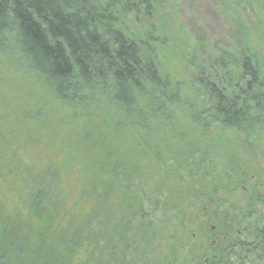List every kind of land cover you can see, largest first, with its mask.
Returning a JSON list of instances; mask_svg holds the SVG:
<instances>
[{
	"label": "trees",
	"instance_id": "16d2710c",
	"mask_svg": "<svg viewBox=\"0 0 264 264\" xmlns=\"http://www.w3.org/2000/svg\"><path fill=\"white\" fill-rule=\"evenodd\" d=\"M154 1L0 0V53H17L55 100L75 116L90 118L83 123L88 139L83 147L62 143L52 150L49 145L48 160H28L19 190L0 201V264H243L229 252L233 238L242 235L262 252L264 213L259 216L256 209L263 206V192L254 189L231 213L219 210L214 197L221 176L230 182L231 175L241 174L231 167L216 172L209 164L212 153L206 151L217 148L222 139L218 134L226 130L264 139V53L235 19L244 41L229 54L230 71L213 59L209 62L217 73H225L220 77L229 79V90L216 84L199 62L196 92L183 93V98L156 62L155 54L160 56L161 48L174 50L177 41L173 45ZM257 1L264 12V0ZM133 17V25L122 21ZM154 17L164 23V31L155 28ZM257 19L252 33L264 27V16ZM180 106L187 107L188 116ZM180 116L189 117L191 124L179 126L182 137L203 135L199 151L186 158V175H202L193 186L174 187L164 195L161 185L178 169L171 172L167 166L165 176L155 169V184L148 187L154 171L149 173L138 161L123 165L128 158L114 155V139L124 127L140 146H147V160L163 161L169 151L161 143L173 137ZM212 126L215 137L208 136ZM20 153L13 151L15 157H23ZM252 212L257 219L237 235ZM170 220L179 224L178 230L166 226ZM213 221L212 234L219 242L207 238L205 228ZM196 233L202 238L197 249L188 257L179 254V244Z\"/></svg>",
	"mask_w": 264,
	"mask_h": 264
},
{
	"label": "rangeland",
	"instance_id": "374dc122",
	"mask_svg": "<svg viewBox=\"0 0 264 264\" xmlns=\"http://www.w3.org/2000/svg\"><path fill=\"white\" fill-rule=\"evenodd\" d=\"M154 2L157 8L161 7L158 13L164 15V21L171 30L173 45L177 41L174 50H161L164 49L161 48L160 56L159 52L158 56L155 54L156 62L160 66L159 69L163 70V74L177 86L183 98L185 95L183 93H188L196 87L193 81L197 78L195 66L199 62L202 69L215 76L216 84L229 90L225 83L229 79L220 77L225 73H217V68H211L209 62L213 59L217 64L224 66L225 72L230 71L233 61L229 58V54L239 49L240 40L244 41L243 29L240 31L237 29L235 19H239L242 26H245L257 51L264 53V27L261 28V32L252 33L251 30L258 21L257 17L264 16V12L257 7V0H156ZM122 21L132 24L134 17L122 18ZM153 22L156 29L164 31V23H160L155 17ZM260 33L263 37H260ZM181 38L184 44L178 43ZM38 77V74L28 67L26 60L20 58L17 53L8 55L0 53V201L2 203L11 198L13 190L15 192L19 190L22 183L19 182V177L26 176L24 167L30 168L28 160L36 161L39 157H43V161L48 160L45 149L47 150L49 145L51 146L49 148L53 146L52 150L60 147L62 143L79 144L83 147L88 140L83 123L90 120L87 117L89 115L75 116L69 112L68 107L61 105L49 94L48 87ZM195 92L193 89L192 93ZM180 108V111L189 114L186 106ZM188 120L189 117L180 116V120L174 124L176 130L173 132V137H166V142L161 143L163 150L166 148L169 151L164 155V159H160L163 161L156 163L154 157L147 160L145 157L148 152L147 146L145 144L140 146L138 140H133L124 127L119 137L114 139L118 143V149L117 151L113 149V153L115 156L119 154L123 158L124 156L128 158L123 165L127 161H138L149 173L154 171L148 187L155 184V178L158 176L155 169H159V176L166 175L167 166H170L168 170L171 172L178 169V173L169 177V182L163 183L161 187L164 195L172 192L174 187L184 190L187 184L193 182V186L194 182H198L202 175L198 176L196 173L191 176L186 175L189 165L186 163V158L191 152L199 151L203 136L201 132L190 133L186 137L181 136L178 128L180 126L184 129L187 125L190 126ZM211 129L208 136L215 137V126ZM221 135L222 139L218 143L217 141L213 143H217V148L216 145L212 148L208 146L206 152L211 151L212 158L209 164L216 166V172L221 173L222 170L231 167L235 173L241 174V178L236 177L235 174L230 176L232 180L230 182H236V187L229 186L230 182L226 176H221L217 195L214 197L218 198L215 206H218L219 210L231 213L232 210L242 206L245 195H249L254 189H261L264 200V139H247L243 135H235L234 130L221 132L218 137ZM4 142L11 144V147L6 148ZM24 144L26 148H23ZM13 151L21 152L23 157H15ZM262 205L256 209L259 216L264 213V202ZM245 218L242 226L237 228V235L247 230L248 226L257 219V215L252 212ZM161 220L166 222L165 218ZM170 222L171 224L166 226L178 230L179 224L175 220ZM205 231L209 240L214 239L215 242H219L213 235L216 232L214 221L206 226ZM201 239L196 233L191 241L180 243L179 254L188 257L193 248L197 249L201 244ZM252 244L253 246H249ZM229 245H233V250L229 252L236 256L233 257V261L243 264H264V247L261 253L256 251L249 236L242 235L241 239L234 237Z\"/></svg>",
	"mask_w": 264,
	"mask_h": 264
}]
</instances>
